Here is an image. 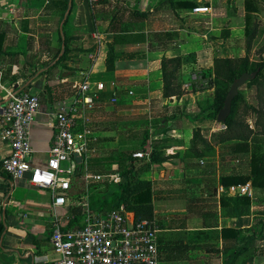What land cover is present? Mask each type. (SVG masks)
<instances>
[{
  "label": "crops",
  "instance_id": "1",
  "mask_svg": "<svg viewBox=\"0 0 264 264\" xmlns=\"http://www.w3.org/2000/svg\"><path fill=\"white\" fill-rule=\"evenodd\" d=\"M32 1L0 0V115L9 90L39 95L31 160L45 166L56 134L54 115L63 100L74 96V83L88 77L100 95L92 112L96 140L90 149L97 153L92 163L99 169L89 173L102 178L87 185L81 173L87 158L73 163L67 202L55 209L51 190L32 185L28 176L14 180L3 171L10 146L0 138V264H57L51 241L55 219L67 227L74 215L72 200L86 201L93 187L127 181L118 158L151 153L157 145L162 161L149 169L139 171V165L150 158H134L136 178L151 184L162 264H223L222 227L241 226V218L225 216L221 206L222 196L232 195L219 190L220 177L233 172L214 173L204 161L209 156L190 152L194 133L171 109L179 105L183 111L187 104L184 97L166 99L161 78L163 57L180 56L185 75L213 67L211 35H219L231 18L220 0H69L65 14V0H41L38 6ZM196 6L210 11L194 13ZM230 24L233 36L240 28L236 21ZM65 51L59 65L51 67ZM186 117L197 121L191 114ZM159 119L167 131H157ZM181 119L183 130L175 126ZM208 135L203 133L210 140ZM212 144L220 157L222 146ZM216 249L220 253L209 258L208 251Z\"/></svg>",
  "mask_w": 264,
  "mask_h": 264
},
{
  "label": "built area",
  "instance_id": "2",
  "mask_svg": "<svg viewBox=\"0 0 264 264\" xmlns=\"http://www.w3.org/2000/svg\"><path fill=\"white\" fill-rule=\"evenodd\" d=\"M209 7L196 6L193 12L206 13ZM74 96L61 102L54 115L56 134L45 166L33 164L31 133L36 116L41 108L38 94L9 90L7 102L0 115V138L8 142L9 154L2 160L3 170L12 179L29 177V182L52 191L56 209L67 202V195L75 175L74 153L91 149L96 140L93 130L92 112L100 99L97 91H92L88 77L73 85ZM133 94V92H130ZM115 96L112 102H116ZM134 157L150 158V152L138 151ZM70 162L67 166L64 163ZM204 163V161H202ZM87 185L91 179H101V175H84ZM223 193L247 195L254 198V188L250 183L220 184ZM82 227L63 229L55 219L51 241L59 255L57 264H162L159 242V225L155 219H137L134 211L122 204L119 208L92 213L88 205L85 209Z\"/></svg>",
  "mask_w": 264,
  "mask_h": 264
},
{
  "label": "trees",
  "instance_id": "3",
  "mask_svg": "<svg viewBox=\"0 0 264 264\" xmlns=\"http://www.w3.org/2000/svg\"><path fill=\"white\" fill-rule=\"evenodd\" d=\"M66 6L64 8V14L68 10L69 0H65ZM196 2H191V6L195 5ZM246 5V28L245 34L249 37V46L247 47V55L250 52V42L258 35V26L253 24V11L257 9V5L251 0H245ZM70 15V14H69ZM66 19V22L69 19ZM65 22V23H66ZM112 50V48H111ZM66 51L60 60H58L51 67H56L59 65L60 61L66 55ZM245 58H240L242 64L238 66L236 60L230 57H215L212 74L216 77H223V79L229 82L230 86L234 81H236L243 73L248 72L250 77L249 80L257 82L258 76H261L264 63L256 64L253 68H248V56ZM240 62V61H238ZM112 66V58L109 55L107 59V67ZM183 61L180 56L175 57H163L161 61V71L163 80V96L166 99H173L180 97L184 90V83L186 81L191 82V74L185 75L182 73ZM206 74H211V69L203 71ZM181 73L184 79H181ZM185 81V82H184ZM230 88H225L220 86L215 92V101L211 106L213 112L209 114V118L217 119L219 112L225 106L226 98L229 94ZM240 95V90L238 95L234 98L232 103V111L227 120L225 121L226 128L224 130H218L215 138L218 139L216 143L222 145L225 144L230 149L231 153L239 154L241 152H251L250 160V170L247 173L233 172L230 174H224L220 177L221 184L225 187H229L232 184L238 183H251L254 187L258 189H264V152L262 151V146L260 144L258 136H253V134H264V128L255 130L250 126L249 123L242 121L233 120L234 107L237 98ZM249 110L258 115V118L264 119V108L256 107L252 105L247 106ZM256 127L262 125L257 119L255 121ZM169 128L163 126L161 121L157 125V131L164 132ZM220 131V132H219ZM194 136L192 140V145L190 147V152L194 156H209V152L214 155L216 152L215 146L203 137L202 131L200 129L194 130ZM160 145H157L154 150L150 153V161L147 163H142L139 165V171H145L144 169H149L154 163L162 161V157L157 150ZM214 146V147H213ZM224 147V146H223ZM123 158V159H122ZM120 158L121 167L119 169L121 176L127 175V181L123 182L120 179L104 185L102 188H94L87 193V198L85 200H72L71 210L73 211V217L70 219L67 227L63 229H71V225H76L82 227L85 221V208L83 204L86 202L88 208L92 213H102L108 212L119 208L122 204L126 206L131 211H134L137 219H154L152 216L153 206H152V191L151 184L147 179L140 178L137 179V171L135 161L136 159L132 153H127L125 156ZM140 160L142 158H139ZM80 166V165H77ZM4 171V170H3ZM5 172V171H4ZM6 173V172H5ZM7 174V173H6ZM81 195V194H79ZM252 205V199L247 195H236V196H222L221 206L225 216L241 218L250 213V207ZM264 232V222L261 225L253 224L250 226L247 232L242 230L239 225L236 226H223L221 230V236L225 240V247L223 253L225 258L223 259V264H236L239 257L246 251L249 247H254L258 237H262Z\"/></svg>",
  "mask_w": 264,
  "mask_h": 264
},
{
  "label": "rangeland",
  "instance_id": "4",
  "mask_svg": "<svg viewBox=\"0 0 264 264\" xmlns=\"http://www.w3.org/2000/svg\"><path fill=\"white\" fill-rule=\"evenodd\" d=\"M254 4L257 5V9L253 11V24L258 26V35L250 42V52L247 55V47L249 46V37L245 34L246 28V5L245 0H220L218 5L224 7V12L227 16H231L228 21L225 22L223 28L221 29L219 35H211V40L215 45V57H230L236 60L237 64H242L240 58H245L247 55L249 58L248 68H254L256 64L264 63V0H251ZM41 3V0H33L32 4L38 6ZM245 8V10H244ZM34 11L33 13H35ZM235 16L233 18L232 15ZM34 15V14H33ZM230 21L238 22L237 27L240 28L237 31V34L231 36L233 25L230 24ZM240 61V62H238ZM213 68H211L212 74ZM182 73L183 66H182ZM181 73V79L183 80V74ZM248 73V72H246ZM213 75V74H212ZM162 77V74H161ZM240 78V77H239ZM192 81H184V90L180 99L184 97V102L186 105L185 109L182 111V106L173 105V112H180L183 116L187 126L190 127V130L194 132L195 129H200L203 133L209 134L210 142L218 141L215 138V135L218 130H224L226 128L225 122H221L217 119L209 118V114L213 112L211 107L215 101V92L216 89L220 86L225 88H230L229 82L225 81L223 77L216 78L214 75L206 74L203 71L198 72V74L191 76ZM257 82L249 80L247 78L245 82L239 87L240 95L235 102L234 115L232 116L233 120L247 122L255 130L264 128V119L258 118V115L253 113L252 110H249L248 105L264 108V68L261 76H258ZM234 83V82H233ZM232 83V84H233ZM229 89V91H230ZM238 95V94H237ZM174 100V99H173ZM190 104V105H188ZM187 114H191L196 122H191L186 117ZM186 117V118H185ZM259 120L262 125L256 127L255 121ZM175 124L181 130H183L182 122ZM160 119L158 120V123ZM214 130V131H213ZM205 131V132H204ZM220 132V131H219ZM253 136H258L260 144L262 146V151L264 152V134L258 135L253 134ZM218 143V142H217ZM220 157H217L216 154L212 153L205 159L206 165L210 166V170L214 173H223V172H240L247 173L250 170V160L251 152H241L239 154L231 153L227 145L222 144ZM224 146V147H223ZM214 147V146H213ZM223 148V149H222ZM132 152L135 149L131 150ZM84 156L87 158V163L83 165L81 170L82 174H86L99 168L93 165L92 161L97 157V153L92 151L84 152ZM120 160V158H118ZM69 163H64L68 165ZM204 168V167H202ZM208 169V170H209ZM75 175L73 176V178ZM79 177V176H78ZM77 178V175H76ZM250 183V182H249ZM251 184V183H250ZM252 185V184H251ZM92 186V185H91ZM253 186V185H252ZM254 198H252V205L250 207V213L241 217V226L244 232H247L253 224L261 225V222H264V189H258L254 187ZM225 247V245L223 246ZM209 253V254H208ZM207 256L209 258H215L217 254L220 253L219 249L208 251ZM222 258H225V255H222ZM211 262H217L211 260ZM218 264L220 260H218ZM236 264H264V232L262 237H258L254 247H249L248 251L244 252L238 259Z\"/></svg>",
  "mask_w": 264,
  "mask_h": 264
},
{
  "label": "water",
  "instance_id": "5",
  "mask_svg": "<svg viewBox=\"0 0 264 264\" xmlns=\"http://www.w3.org/2000/svg\"><path fill=\"white\" fill-rule=\"evenodd\" d=\"M249 77H250L249 73H243L240 78H238L236 81H234V83L232 84V87H231V89L229 91V94H228V96L226 98L225 106L219 112V115H218V120L219 121L225 122L227 120V118L231 114L232 103H233L234 98L238 94L239 87ZM74 158H75L77 163H82L83 162V155H82V153L80 151H77V152L74 153Z\"/></svg>",
  "mask_w": 264,
  "mask_h": 264
}]
</instances>
